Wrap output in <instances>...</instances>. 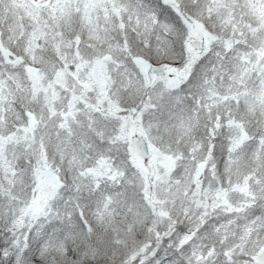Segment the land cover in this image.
<instances>
[{"label":"snow or ice","instance_id":"snow-or-ice-1","mask_svg":"<svg viewBox=\"0 0 264 264\" xmlns=\"http://www.w3.org/2000/svg\"><path fill=\"white\" fill-rule=\"evenodd\" d=\"M0 264H264V0H0Z\"/></svg>","mask_w":264,"mask_h":264}]
</instances>
